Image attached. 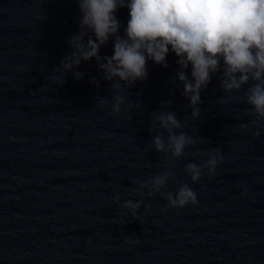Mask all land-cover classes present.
<instances>
[{"label": "clouds", "instance_id": "9594fccd", "mask_svg": "<svg viewBox=\"0 0 264 264\" xmlns=\"http://www.w3.org/2000/svg\"><path fill=\"white\" fill-rule=\"evenodd\" d=\"M80 9L79 31L69 39L72 49L61 66L66 72L78 67L81 61L95 59L104 73V80L111 82L116 90L111 105L113 114L121 111L125 98L122 85L131 86L136 81L148 78L147 63L168 68L166 57L169 52L177 58L178 70L175 81L183 85L182 93L192 109V117L199 116L201 92L216 75L225 93L239 91L252 81L246 90L245 103L251 106L255 117L253 124L264 121V0H77ZM127 7L129 20L124 35H120V21L115 13L118 8ZM113 43V54L101 56L100 49L109 40ZM191 69L189 79L188 70ZM83 73H74L75 79ZM118 81V82H114ZM98 85L95 78L91 81ZM224 97H221L223 100ZM101 104L108 102L103 98ZM171 103L162 101V104ZM154 121L167 132L152 139L157 153H170L173 158L184 154L186 146L193 143L191 137L176 130L184 127L175 112H153ZM155 126V124L153 125ZM219 150L202 164L188 163L185 171L193 183L198 182L208 170L216 174L218 163L223 162ZM171 170L155 175L141 184L135 191L140 194L150 189L151 197L160 192ZM167 207L183 208L197 203L196 193L187 184L175 193H163ZM119 200V196L116 197ZM142 201H125L133 218Z\"/></svg>", "mask_w": 264, "mask_h": 264}]
</instances>
